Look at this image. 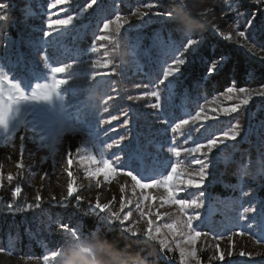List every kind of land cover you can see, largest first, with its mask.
<instances>
[{
	"label": "snow or ice",
	"instance_id": "snow-or-ice-1",
	"mask_svg": "<svg viewBox=\"0 0 264 264\" xmlns=\"http://www.w3.org/2000/svg\"><path fill=\"white\" fill-rule=\"evenodd\" d=\"M74 2L76 0H48L47 11L43 13L47 17L43 22L44 26L31 29L27 37L21 36L16 41L7 38V28L12 22L11 4L0 2V32L4 33L6 38L4 55L0 56V65H3L0 66V137H3L2 144L4 147L13 149L16 148L14 142L18 138L20 153V160L15 163L16 174L9 173L6 177L9 185L15 181V186L11 189V199L6 202V209L13 215L23 211L26 206L32 207V205H26L27 196L23 197L22 200V188L19 180L16 179L18 176H23L26 168L24 161L25 134L32 133L31 138L38 139L41 142V147L53 136L55 145H58L65 132L76 130L72 127V120L82 126H87L95 120L97 122L96 127L99 128L120 118V116L113 115L109 119H104L97 114L94 105L88 103L91 89L87 85L82 88L78 87L72 92L73 96L80 99L74 106V111H71L67 103L68 92H62L61 89L85 80H96L97 77L122 76L121 65L115 64L108 56H105L103 59H93L90 63L77 59L72 62L57 63L53 66L51 63L53 57L49 55V50L55 49L60 39L79 32L83 27L79 21L83 20L86 14L90 13V10H92L91 15L99 16L96 25L98 32L93 31L94 40L90 49L92 52L98 51L99 48H107L108 45H112L111 51H116L123 39L121 31L125 29L126 25H131V17L142 21L140 24L132 25V28L136 29L168 20L179 24L189 19L187 5L179 11H161L158 9L159 0L136 7L131 13V17L117 12L112 18L105 17L106 9L103 0H87L79 11L72 8ZM180 2L183 3V0ZM251 2L264 4V0H251ZM229 8L231 9V5ZM61 13H67V15L61 16ZM199 15L207 19L208 12H201ZM254 19L255 16L248 20L247 28H254ZM207 22L224 41L238 44L240 48L256 55L252 51V47L249 46L250 36L246 35V31H237L234 36L232 32L221 31L211 20ZM29 27L31 28L30 25ZM131 30V28L128 29V31ZM35 33L39 34L35 35ZM261 34L264 35V29H262ZM97 42L104 43L100 44L98 48ZM202 43V37H192L190 27L184 30V41L180 46L174 42L164 43L163 54L168 56L171 53V63L167 59L163 61V70L154 85H136L138 88L151 86L156 90L145 92L142 96L127 97L130 101L154 98L155 102L147 106L157 110L161 117L159 123L169 125L168 132L173 135L170 137L167 151L174 159L167 163H161L156 157H153L156 162L154 166H137L143 150L139 140L131 153L126 154L124 150L125 141L129 142L132 139L130 130L113 139L111 143L104 144L103 147L96 143H93L91 147L81 144L76 147L75 151L69 148L66 155L61 154V159L56 161V164H62V171L67 173V189L66 193L59 195V198L57 195L49 193L50 200L57 204L66 205L72 202V198L75 197L78 207L87 205L85 211L97 217L98 225L86 235L79 223L70 227L69 223L63 222L61 218L53 221L49 217L50 224H55L64 234V243L59 249L51 251L50 255H45L43 264H61V253L66 250L70 241L85 242L92 240L97 233H101L102 229L112 230L114 226L119 228L121 234L131 243L154 242L159 245L160 252L168 253L178 250L180 264H201L196 245L201 237H209V232L203 230L207 218L201 220L200 212L201 209L205 208L206 196H210L208 188L218 181L221 165L228 166L237 163L233 160V153L238 151L239 145L246 142L253 134V128L251 126L245 128L241 124L240 118L234 117L233 114L241 112L242 115L247 114L251 118L253 112L248 106L255 98H264V87L254 89L231 86L221 94L223 100L228 103H221L219 98L205 100L195 114L179 119L174 123L170 121L168 119L170 113L166 114L165 107L162 105L161 91L170 94L171 85L176 83L172 78L177 77L188 63V57L185 54L194 56ZM21 47L29 49L30 55L36 58V60L28 61L29 64L42 63L43 67L49 71L41 75L32 70L31 80L18 74L15 69L25 61V54L20 51ZM260 50L264 51V46ZM12 57H15V62H13ZM260 60L264 61V56H261ZM226 62L227 58L222 56L220 61L212 64L210 72L215 73L218 66L223 68ZM84 64H88L94 69H108V71H95L87 77L63 75ZM117 69L121 70L118 72ZM106 83L111 86L112 81ZM161 85H164L165 88L161 89ZM112 99V96H108V100ZM242 110L244 111L242 112ZM104 111H107V108ZM53 114L57 117L55 121L52 118ZM122 115L128 119L124 120L121 127L128 128L132 123V117L129 116L127 110H124ZM221 116L233 117L234 122H228L227 130L220 134L213 133L206 140L192 142L195 135L205 128L208 121L219 120ZM197 125L199 126L196 127ZM259 127L256 159H249L247 162H244L243 158L241 159L236 173L238 182L231 186L233 191L238 190L242 197L248 198V206L243 208V212L235 225L241 230L233 231L231 235L227 236L230 244L234 236L244 237L246 235L249 238L253 235L259 236L260 238L256 239V243L258 245L264 244V199L257 195L258 189H264V122H261ZM109 131H117V129L106 130L102 135L107 136ZM18 133H20L19 137H17ZM178 136L185 137L179 145L177 144ZM229 141L234 143L228 144ZM159 147L163 148V145ZM114 148L119 149V151L109 157L107 153ZM93 149L98 151H93ZM55 150V146H53V151L55 152ZM214 152L216 155H213ZM182 156L185 159H181ZM74 162L85 170L89 180L94 181V186L97 189L101 188L104 183L111 184L117 177L126 178L125 182L120 184L121 198L118 210L113 207L115 198L108 203H102L100 196L97 195L93 203L82 194H78L80 188L77 186V180L73 173ZM3 167L4 165L0 164V169ZM163 169L167 170L164 171ZM60 171V168L54 167L52 174H58ZM101 177H103V181H101ZM46 178H50L47 171L43 173L41 179ZM4 179L3 173L0 172V188L4 187ZM248 180L256 182V188L250 187ZM129 189L131 191L130 197L128 196ZM190 189L198 191L190 192ZM152 190H156V192L162 190V194L155 195ZM182 193H188L189 198H182ZM34 199L38 202L37 207L46 202L41 195L40 188H36ZM133 205H135L134 208ZM165 207L174 208L175 211L161 212L160 209ZM134 212L138 213L136 219H133ZM166 216L170 218V222L166 221L161 224L160 221H163ZM197 221L199 223H196ZM240 221H246V223H240ZM141 224L145 226L141 228ZM212 238L216 239L217 237L213 236ZM219 239L223 240L224 236L220 235ZM5 251L4 248H0V253ZM215 252L218 255L211 256L210 261H223L225 253L221 251L219 243L215 245ZM6 254L11 256L13 253L8 251ZM227 254L231 256L232 251L229 250ZM239 255L251 257V253L243 251ZM259 264H264V261L259 262Z\"/></svg>",
	"mask_w": 264,
	"mask_h": 264
},
{
	"label": "rangeland",
	"instance_id": "rangeland-1",
	"mask_svg": "<svg viewBox=\"0 0 264 264\" xmlns=\"http://www.w3.org/2000/svg\"><path fill=\"white\" fill-rule=\"evenodd\" d=\"M0 2L11 4L10 16L12 22L7 28V38L16 41L19 40L21 36L27 37L31 29L44 26L43 22L47 17L44 16L43 13L47 11L46 4L48 0L26 1L25 5L18 10H16V7L18 3H20L19 0H0ZM86 2L87 0H76L72 8L75 11H79ZM103 2L106 9L104 13L105 17L112 18L117 12L121 15L131 17V13L136 7L150 2H156V0H103ZM185 5L188 6L189 14L187 24L195 27V30L191 28V35L193 38L202 37L203 43L194 56L185 54L188 57V63L182 68L181 73L178 74L177 77L172 78L176 83L171 85L170 94L166 91H161L162 105L165 107V113H170L168 119L173 123L179 119L195 114L205 100L213 99L206 98L204 95L201 98L197 97L194 100L191 99L186 89L182 88L185 71L189 69L190 66L198 64L200 67L206 68L205 80H207L217 75L222 69L218 66L215 73L210 72L212 64L220 61V58L209 59L202 53L206 47V36L196 32V30H206L216 38L219 43L241 51L250 61L264 66V61L260 60V57L264 56V51L260 50L264 44L262 43V39L258 36L259 31L264 29V4H255L252 3L251 0H183V3H181L180 0H159L158 9L161 11H179ZM229 5H231V9ZM209 10L211 11L209 12ZM91 11L92 10H90V13ZM124 11H126V13ZM17 12L21 19H18ZM201 12H208L207 19L199 15ZM29 13H31V15H29ZM90 13L86 14L85 18L79 21V23L83 25L79 32L60 39L55 49L49 50V55L53 57L51 63L55 66L57 63H67L77 59L90 63L93 59H103L105 56H108L115 64L121 65V69H123L122 76L97 77L96 80H85L79 84H70L61 89L62 92H68L67 103L71 111H74V106L80 99L79 97L73 96L72 92L78 87L82 88L87 85L91 89L88 103L94 105L95 112L104 119H109L113 115L120 116V118L114 120L111 124L103 125L99 128L96 127L97 122L95 120L87 126H82L75 120H72V127L76 130L73 132H65L58 145H55L54 136L50 137L45 142L44 146L41 147V142L38 139L31 138L32 133L25 134L24 161L26 168L24 169L23 176H18L16 179L19 180L22 188V200L23 197L27 196L26 205H32V207L26 206L23 211L17 212L14 215L6 209V202L11 199V189L15 186V181L12 185H9L6 177L9 173L15 175L17 172L15 163L20 160L19 139L17 138L14 142L16 148L13 149L4 147L2 144L3 137H0V164L4 165V167L0 169V172H2L5 177L3 181L4 187L0 188V215L6 218L9 216L15 217L17 215L26 216L27 214H32L34 217L33 220L38 227V233H32V236L35 237V244L38 249H40V251H37L34 255H31L28 251L24 252L19 238L21 227L17 226V224L12 225L10 228L11 230H15L16 234L8 232L7 238L4 239L2 226L0 225V245H6L2 246L6 251L0 253V264H43L44 256L50 255L51 251L59 249L64 243V234L55 224H50L49 222L48 218L51 217L50 213H57L59 209H66L70 206L79 211H85V209H87V205L78 207L75 197L72 198V202L66 205L52 202L49 197V193L57 195L58 198L60 194L66 193L68 176L66 172L62 171L63 165H57L56 161L61 159L62 153L66 155L69 148L75 151L76 147L81 144L91 147L93 143L103 147L104 144L111 143L113 139L124 135L130 130L132 139L129 142L125 141L124 150L126 154L131 153L139 140L143 150L137 166H154L156 162L153 157H156L161 163H167L174 159L167 151L170 137L173 135L171 132H168L169 125L159 123L158 121L161 117L157 110L147 106L155 102L154 98H143L130 101L127 97L142 96L145 92L156 90L151 86L147 88H138L136 85H154L158 81L163 70V61L167 59L168 62L171 63V53H169L168 56L163 54L165 50L163 44L174 42L177 46H180L182 43L176 40V37H183V42L184 30L180 27H173L177 22L172 20L150 24L142 29H136L132 28V25L140 24L142 21L137 20L135 17H131V25H126L125 29L121 31V37L123 39L116 51H111L112 45H108L107 48H99V45L104 42H97L99 50L92 52L90 49L94 40L93 31L98 32L96 25L99 16H93ZM65 15H67V13H61V16ZM253 16H255L253 20L254 28H247V22L252 19ZM208 20L216 24L221 31L225 33L232 32L234 36L237 31H246V35L250 36L249 46L252 47V51L255 52L256 55L240 48L238 44L224 41L222 37L210 27L207 22ZM129 28L132 30L128 31ZM38 34L39 33H35V35ZM5 42V35L0 32V56L4 55ZM20 51L25 54V61L15 69L18 74L31 80L32 70H35L41 75L49 71V69L43 67L42 63L38 62L35 65L28 63V61L36 60L35 57L30 55L29 49L21 47ZM209 51L211 56L215 55V49L209 48ZM110 52L111 55H109ZM12 60L15 62V57H12ZM121 69H117V71L119 72ZM95 71H108V69L98 70L91 68L88 64H84L63 75L67 77H87ZM107 81H112L111 86L106 83ZM160 88L164 89L165 86L161 85ZM108 96H112L113 99L108 100ZM214 98H219V101L223 104L228 103L223 100L222 95H216ZM106 101L107 103H105ZM192 101H195V103ZM105 108H107V111H104ZM176 108H178V111ZM248 108L253 112L251 118H249L247 114L242 115L241 112H237L233 114V116L240 118V122L245 128L251 126L253 128V134L246 142L239 145L238 151L233 153V160L237 161V163H232L228 166H220L219 179L208 188L210 196H206L205 208L200 210L201 220L207 218L206 226L203 230L209 232V237H201L196 245L201 264H259V262L264 261V244L258 245L256 243V239L260 238L259 236L253 235L251 238H249L248 235L244 237L234 236L231 244L227 239V236L231 235L233 231L238 232L241 230L235 225L240 214L243 212V208L248 206V198L242 197V194L238 190L234 198L224 199L215 193V190L219 189H227L228 187L233 189L231 184H228L224 180V177L225 175L234 173L238 182L236 173L242 158L244 162H247L249 159H256V145L258 144L260 131L259 126L261 122H264V98H255ZM124 110H127L129 116L132 117V123L128 128L121 127L124 120L128 119V117L122 115ZM243 111L244 110H242V112ZM52 118L54 121L57 119L55 114H53ZM229 121L234 122L233 117L221 116L219 120L208 121L205 128L201 129V132L195 135L194 141L192 142H195V140H206L213 133L220 134L222 131L227 130ZM198 126L199 125L196 127ZM112 128H116L117 131H109L107 136L102 135L104 131ZM19 135L20 133L17 134V137H19ZM184 139L185 137L178 136L177 144H181ZM227 143L231 144L234 142L229 141ZM160 145H163V148L159 147ZM53 146H55V152L53 151ZM93 151L98 150L93 149ZM117 151H119V149L114 148L108 152L107 155L111 157ZM213 155H216V153L214 152ZM181 159H185V157L182 156ZM54 167L60 168L61 171L58 174H52ZM163 170L166 171L167 169ZM45 171L49 172L50 178L41 179ZM73 173L77 180V186L80 188V193L78 194H82L93 203L97 195L100 196L102 203H108L115 198L113 207L118 210L121 198L120 184L124 183L126 178L117 177L111 184L104 183L101 188L97 189L94 186V181H90L85 170L75 162L73 164ZM101 181H103V177H101ZM248 184L250 187L256 188V182L248 180ZM36 188L41 189V195L46 201L39 207L36 206L38 202L34 199ZM189 191L197 192L198 190L190 189ZM152 192L155 195L162 194V190L161 192L152 190ZM128 196H131L130 189L128 191ZM181 197L189 198V194L182 193ZM134 207L135 205H133V208ZM125 211H128V209H125ZM160 211L174 212L175 209L165 207L160 209ZM85 212L88 213L87 211ZM91 215L96 217L94 214ZM137 217L138 213L134 212L133 219ZM61 219L63 222L69 223L70 227L77 224L74 218L68 216L65 219ZM166 221L170 222V218L167 216L163 221H160V223L162 224ZM196 223H199V221ZM240 223H246V221H240ZM144 226L143 224L140 225L141 228ZM116 229L119 228L114 226L112 230ZM26 232H29V228ZM249 232H251V230H249ZM220 235L224 236L223 240L219 239ZM46 236L54 237L46 238ZM213 236L217 238L213 239ZM54 238H56L55 242L52 240ZM149 243L155 244L154 242ZM217 243L220 244L221 251L225 253V258L223 261H210L211 256L218 255L215 252V245ZM232 244H234V246H232ZM155 245L159 246L158 244ZM229 250L232 251L231 256L227 254ZM8 251L13 254L11 256L7 255L6 253ZM241 251L251 253V257L248 255L240 256L239 253ZM159 254L168 264H180L178 250L168 253L159 251Z\"/></svg>",
	"mask_w": 264,
	"mask_h": 264
},
{
	"label": "trees",
	"instance_id": "trees-1",
	"mask_svg": "<svg viewBox=\"0 0 264 264\" xmlns=\"http://www.w3.org/2000/svg\"><path fill=\"white\" fill-rule=\"evenodd\" d=\"M19 1L20 3H18L16 10L24 6L26 1L35 0ZM124 12L126 13V11ZM17 14L18 19H21L18 12ZM187 21H182L179 24L175 23L173 27H180L184 30L190 27V29L193 28L195 30V27L187 24ZM196 32L202 33L204 36H206V47L202 52L205 56H207L209 59L221 58L223 56L227 58V62L224 64V67L217 75L207 80H205L206 68L200 67L198 64L190 66V68L185 71L182 88L186 89L191 99L194 100L197 97L201 98L203 97V95L206 96V98H214L216 95L218 96L224 93L225 90L231 86L250 88H259L261 86H264V66L250 61L245 55L241 53V51L219 43L216 38H214L206 30L199 29V31L196 30ZM261 32L262 31H259L258 36L262 39V43L264 44V35H262ZM176 38V40H179V42L182 43L183 37L180 36ZM209 48L216 50L215 55H210ZM192 102L195 103V101ZM176 109L178 111V108ZM224 180L228 184H231V186L237 184L236 176L234 175V173L225 175ZM232 190L233 189H230L228 187L227 189L215 190V193H217L224 199L234 198L236 195V191ZM257 195L260 198L264 199V189H259L257 191ZM50 216L53 220H56L59 217L65 219L67 218V216L70 218H74V220H76L77 223L80 224L81 229L86 235L93 229H95L98 225V220L96 217L89 213H86L83 210L79 211L71 206L66 209H59L57 213H50ZM33 219L34 217L32 214H27L26 216L17 215L15 217L9 216L6 218L0 215V225L2 226L4 239L7 238L8 232L16 234V231L11 230L10 227L14 224H17V226L21 227V231L19 234L21 247L23 248L24 252L28 251L31 255H34L37 251H40V249H38L37 245L35 244V237L32 236V233H38V227ZM28 228L30 233L26 232ZM101 234L108 241L116 243L119 248L127 249L130 255L138 257L141 261H143V264H168L161 258L159 254V246L155 244L145 241L141 243H131L129 240L125 239L119 229H102ZM52 237L54 236H46V238ZM55 239L56 238L52 240H54L55 242ZM2 246L6 245H0V248H3Z\"/></svg>",
	"mask_w": 264,
	"mask_h": 264
},
{
	"label": "clouds",
	"instance_id": "clouds-1",
	"mask_svg": "<svg viewBox=\"0 0 264 264\" xmlns=\"http://www.w3.org/2000/svg\"><path fill=\"white\" fill-rule=\"evenodd\" d=\"M61 264H143V261L97 233L89 241H70L61 253Z\"/></svg>",
	"mask_w": 264,
	"mask_h": 264
}]
</instances>
